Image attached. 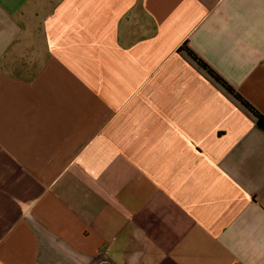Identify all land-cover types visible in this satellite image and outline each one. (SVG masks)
<instances>
[{"label":"crops","instance_id":"0c3cea01","mask_svg":"<svg viewBox=\"0 0 264 264\" xmlns=\"http://www.w3.org/2000/svg\"><path fill=\"white\" fill-rule=\"evenodd\" d=\"M264 0H0V264H264Z\"/></svg>","mask_w":264,"mask_h":264},{"label":"trees","instance_id":"16d2710c","mask_svg":"<svg viewBox=\"0 0 264 264\" xmlns=\"http://www.w3.org/2000/svg\"><path fill=\"white\" fill-rule=\"evenodd\" d=\"M188 55L204 69L216 82H218L228 93L242 104L255 118L258 128L264 132V115L259 113L250 103L241 97L222 77L212 70L203 60H201L192 50L186 48Z\"/></svg>","mask_w":264,"mask_h":264}]
</instances>
